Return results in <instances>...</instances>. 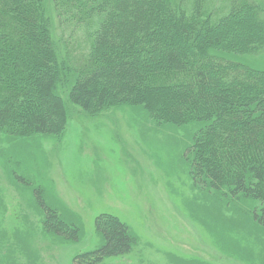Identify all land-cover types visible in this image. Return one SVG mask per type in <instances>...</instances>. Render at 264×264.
I'll use <instances>...</instances> for the list:
<instances>
[{
	"label": "trees",
	"instance_id": "16d2710c",
	"mask_svg": "<svg viewBox=\"0 0 264 264\" xmlns=\"http://www.w3.org/2000/svg\"><path fill=\"white\" fill-rule=\"evenodd\" d=\"M54 4L57 28L69 24L88 40L87 56L73 73L71 102L88 115L142 105L157 128L193 127L186 160L195 186L246 200L254 222L264 227V72L211 54L264 50V36L227 40L233 20L251 19L264 28L257 1L229 0L227 13L222 7L219 14L206 9L207 0ZM54 38L46 0H0V134L28 138L64 131L68 114L56 93L61 44ZM248 92L252 95L244 98ZM34 198L46 233L79 239L80 229L47 205L41 189L34 190ZM95 228L102 247L78 254L73 264H103L132 252L136 239L120 218L101 214Z\"/></svg>",
	"mask_w": 264,
	"mask_h": 264
},
{
	"label": "rangeland",
	"instance_id": "374dc122",
	"mask_svg": "<svg viewBox=\"0 0 264 264\" xmlns=\"http://www.w3.org/2000/svg\"><path fill=\"white\" fill-rule=\"evenodd\" d=\"M256 1L264 11V0ZM228 4L207 0L206 9L219 14L224 7L227 13ZM54 5L46 0L51 32L61 44L56 93L68 120L57 136L0 134V264H73L78 254L102 247L95 220L104 213L120 218L136 244L130 254L103 264H264V227L254 222L251 204L195 186L186 160L193 127L157 128L142 105L88 115L71 102L73 73L87 56L88 40L69 24L57 28ZM233 21L228 42L264 36V28L251 19ZM211 54L264 72V50ZM213 74L221 76V71ZM35 189L43 191L64 222L79 227L77 241L44 231Z\"/></svg>",
	"mask_w": 264,
	"mask_h": 264
},
{
	"label": "bare ground",
	"instance_id": "6f19581e",
	"mask_svg": "<svg viewBox=\"0 0 264 264\" xmlns=\"http://www.w3.org/2000/svg\"><path fill=\"white\" fill-rule=\"evenodd\" d=\"M68 118V117H67ZM68 120V119H67ZM79 228V227H78Z\"/></svg>",
	"mask_w": 264,
	"mask_h": 264
}]
</instances>
